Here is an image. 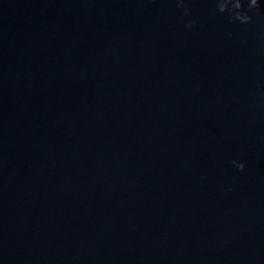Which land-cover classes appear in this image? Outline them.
<instances>
[{
    "label": "water",
    "instance_id": "water-1",
    "mask_svg": "<svg viewBox=\"0 0 264 264\" xmlns=\"http://www.w3.org/2000/svg\"><path fill=\"white\" fill-rule=\"evenodd\" d=\"M241 3L0 0V264H264V0Z\"/></svg>",
    "mask_w": 264,
    "mask_h": 264
},
{
    "label": "clouds",
    "instance_id": "clouds-1",
    "mask_svg": "<svg viewBox=\"0 0 264 264\" xmlns=\"http://www.w3.org/2000/svg\"><path fill=\"white\" fill-rule=\"evenodd\" d=\"M262 3V0H249V8H257ZM177 7L184 8V15L190 14V8L185 6V0H177ZM217 7L220 12H227L231 10L233 15L231 19L238 20L241 23H248L252 17L243 11H239L242 9L243 5L241 0H217ZM195 21H192L187 25L188 28H191ZM231 35V33H229ZM232 163L236 165L241 171L245 168V163L242 161L233 160Z\"/></svg>",
    "mask_w": 264,
    "mask_h": 264
}]
</instances>
